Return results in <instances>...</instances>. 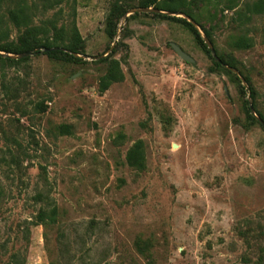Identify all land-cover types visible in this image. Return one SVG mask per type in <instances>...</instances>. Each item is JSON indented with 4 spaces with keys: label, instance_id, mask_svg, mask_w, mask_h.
<instances>
[{
    "label": "rangeland",
    "instance_id": "1",
    "mask_svg": "<svg viewBox=\"0 0 264 264\" xmlns=\"http://www.w3.org/2000/svg\"><path fill=\"white\" fill-rule=\"evenodd\" d=\"M146 1L163 0H1V45L20 42L21 8L38 42L74 28L83 42L63 47L81 61L0 51V264H264V14L239 17L257 0L193 5L254 101L172 18L184 13ZM113 61L123 78L103 90ZM139 142L141 169L127 160Z\"/></svg>",
    "mask_w": 264,
    "mask_h": 264
},
{
    "label": "trees",
    "instance_id": "2",
    "mask_svg": "<svg viewBox=\"0 0 264 264\" xmlns=\"http://www.w3.org/2000/svg\"><path fill=\"white\" fill-rule=\"evenodd\" d=\"M199 1H202V0H163L159 4H157L156 1H146L142 3V7L143 8H155V9H159L161 11L169 12V13L182 12L187 17L191 18L192 21H195V23L199 25L200 28L203 30L205 36L208 37L211 42H213L211 38V32L205 27L204 24H202L199 18V14L195 12V9L193 8V5H197ZM0 4H1V0H0ZM116 7L117 5L115 4L114 9L112 10L109 20H108L109 25H111L113 21V16L115 14ZM125 13L126 11H123L122 15H124ZM144 14H147V13H144ZM152 14L155 15V13H152ZM255 14L256 15L264 14V0H257L256 2L252 4H247L245 6V11L241 10L238 12V15L240 18L246 17L247 19H250L251 16ZM172 18L176 19L179 23L187 27L192 32V34L195 36L197 43L209 55H211V51L208 48L207 44L205 43L201 32L193 23L186 20L185 18H175V17H172ZM10 19L18 28L25 27V30L19 37L20 42L18 44H13V43H7L3 45L0 44V51H5L7 53H12V54H19V53L32 51L33 49L38 48V47H42L43 49H47L44 51V54L48 55L51 58H61L66 61H69V60L70 61H81V59L76 58L72 54H69L63 50L64 49L63 47L75 53H79V51L81 50L83 39L77 28L73 29L74 31H73L72 39L68 44H64V42H59L57 38H49V37H45L43 42L41 43V42H38L37 40V34L38 32H42V29L44 33H46V30L45 28L41 29L38 26L31 25L30 15L24 8H21L18 11H11ZM3 24H4V20L0 16V28L3 26ZM250 41L251 40H249L246 37L238 36L237 38L234 39V44L237 48H248L252 45ZM217 55L220 61H218L216 58L211 56V58L214 60L215 65L219 68L225 69V71L233 75L239 81V84L241 85V88L244 91L245 88L244 86H242V82L240 78L235 73H233L231 70H228L227 68L224 67V64H226L230 67H233L239 70L237 60L233 56H226V55L218 54V53ZM5 60L10 61V62H23V61H26L27 58H23L21 60H13L10 57H6ZM122 78H123V74L121 72L119 62L113 61V65H112L110 72L104 78V84L102 86V89L103 90L107 89L108 86L112 82L118 81ZM244 79L249 84L248 90L250 92V97L255 101L257 99V90L251 84L248 77L244 76ZM247 112L251 118L255 119L251 115V111L249 108H247ZM257 113L264 120V115L261 112H257ZM127 160H128V163L134 167H137L140 169L144 167L145 165L144 155L142 152L141 142L137 143L135 147L131 149V151L128 153ZM54 215L55 214L52 213L50 217L53 218ZM46 216L47 214L45 213H42L40 215L41 217L40 219L41 221H43V223L45 222ZM35 264H45V263H35Z\"/></svg>",
    "mask_w": 264,
    "mask_h": 264
},
{
    "label": "water",
    "instance_id": "3",
    "mask_svg": "<svg viewBox=\"0 0 264 264\" xmlns=\"http://www.w3.org/2000/svg\"><path fill=\"white\" fill-rule=\"evenodd\" d=\"M142 11L144 12H149V11H154V12H164V11H161L159 9H155V8H142L141 9ZM170 14H176V13H170ZM181 14V13H179ZM183 15V14H182ZM185 16V15H183ZM189 19V21L191 22L192 19H190L189 17H187ZM194 23V25L199 29V31L201 32L204 40H205V43L208 45L209 49L211 50V53L213 55L214 58H216L218 61H220L211 41L209 40L208 37L205 36L203 30L200 28L199 25H197L194 21H192ZM172 47L174 48V50L177 52V54L183 58L185 61L189 62V63H193L195 60L192 56H190L187 52H185L178 44L172 42L171 43ZM44 51L47 50V49H43ZM64 50V49H63ZM9 54V53H8ZM11 54V53H10ZM34 52L33 51H28V52H24V53H19V54H15V56L17 58H25V57H28V56H31L33 55ZM0 55H4V53L0 52ZM7 57H10L9 55H7ZM11 58V57H10ZM235 73L239 74V76L241 77L242 79V82L244 84H246L247 88H248V85H247V82L246 80L244 79V77L241 76V74L238 72V70H234ZM250 106L252 107V103L250 102ZM253 110V108H252Z\"/></svg>",
    "mask_w": 264,
    "mask_h": 264
}]
</instances>
